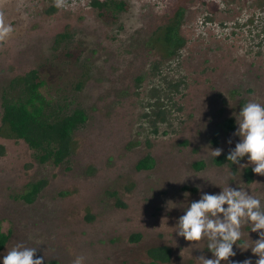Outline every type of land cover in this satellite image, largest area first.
Returning <instances> with one entry per match:
<instances>
[{
  "label": "rangeland",
  "instance_id": "1",
  "mask_svg": "<svg viewBox=\"0 0 264 264\" xmlns=\"http://www.w3.org/2000/svg\"><path fill=\"white\" fill-rule=\"evenodd\" d=\"M91 1L69 0L66 9L53 0L0 3L14 29L0 42V124L4 91L32 70L62 105L89 117L59 166L40 164L25 142L0 137V222L11 234L0 264L17 243L36 247L43 264L77 257L82 264H151L148 251L158 247L171 250L160 264L211 259L207 240L192 244L174 228L184 207L228 185L264 204V176L247 156L240 162L246 168L217 166L206 149L228 154L240 141L234 114L249 101L264 104V0H115L127 6L117 18ZM179 6L187 44L163 59L148 43ZM230 119L235 128L224 129ZM146 156L155 167L138 170ZM199 162L204 169L195 168ZM41 181L33 203L18 198ZM169 201L177 207L169 210ZM242 232L239 245L259 238L247 225ZM133 235L141 240L131 242ZM233 250L221 264L258 259L251 248Z\"/></svg>",
  "mask_w": 264,
  "mask_h": 264
},
{
  "label": "trees",
  "instance_id": "2",
  "mask_svg": "<svg viewBox=\"0 0 264 264\" xmlns=\"http://www.w3.org/2000/svg\"><path fill=\"white\" fill-rule=\"evenodd\" d=\"M91 6L101 13H110L114 18L126 11L125 2L115 0H92ZM185 7L179 6L169 16L165 25L159 27L149 40V47L159 52L161 58L172 59L180 54L187 44L181 34L184 22ZM2 117L0 137L5 140L23 141L33 151V157L40 164L59 166L73 153V135L77 129L88 121L87 113L80 108L69 110L51 93L50 86L37 70H32L23 76L14 78L2 95ZM164 120V119H163ZM224 129L233 130L234 121L223 124ZM219 133H215L214 143L218 144ZM3 152H1L2 154ZM228 154L216 157L213 162L217 166L226 163ZM155 160L146 156L137 165L138 170H152ZM197 170L205 168L204 162L195 165ZM252 180L251 170L247 171ZM41 181L28 185L27 191L18 198L27 203H33L44 188ZM10 232H5L0 222V251L7 245ZM131 242H139L141 235H133ZM148 256L151 264L168 263L171 250L168 247L151 248Z\"/></svg>",
  "mask_w": 264,
  "mask_h": 264
},
{
  "label": "clouds",
  "instance_id": "3",
  "mask_svg": "<svg viewBox=\"0 0 264 264\" xmlns=\"http://www.w3.org/2000/svg\"><path fill=\"white\" fill-rule=\"evenodd\" d=\"M53 6L66 9L70 4L69 0H53ZM13 31L4 12L0 11V42H6ZM234 115L238 127L233 135L240 137V141L234 149L229 150L226 159L240 168H246L248 164L254 165L252 171L264 176V104L249 101ZM228 143H232L231 139ZM206 149L214 158L223 152L221 148ZM246 156L248 164H241V160ZM221 189L219 194L202 193L199 200L184 207L185 213L179 217L174 232L192 244L207 240V248L213 258L201 255L197 259L199 264H221V261H228L236 255L233 245L242 249L251 248L253 255L258 257L255 264H264V204L243 188L237 189L228 185ZM184 195L187 197L190 194ZM175 207L177 205L174 202H168L169 210ZM245 225L249 226L252 232L258 233L259 238L250 240V244L239 245L238 241L242 239V228ZM36 252V247L17 243L7 250L3 264H43L44 257H36ZM82 261V257H77L73 264H82ZM243 264H252V261L247 259Z\"/></svg>",
  "mask_w": 264,
  "mask_h": 264
}]
</instances>
